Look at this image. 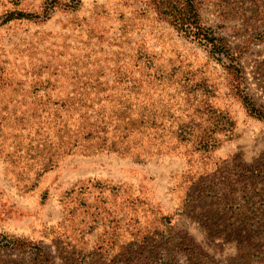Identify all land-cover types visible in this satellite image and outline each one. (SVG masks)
I'll return each instance as SVG.
<instances>
[{
	"label": "rangeland",
	"instance_id": "374dc122",
	"mask_svg": "<svg viewBox=\"0 0 264 264\" xmlns=\"http://www.w3.org/2000/svg\"><path fill=\"white\" fill-rule=\"evenodd\" d=\"M69 1L0 0V234L9 242L0 264H264V209L258 222L235 219L247 201H264V120L249 115L231 88L236 78L208 58V46L167 24L153 0H81L76 9ZM196 1L204 26L238 52L245 92L264 105V0ZM16 11L33 17L4 21ZM138 49L165 70H202L234 136L204 157L148 129L131 135L129 154L75 151L42 171L74 127L68 112L55 120L40 103L42 86H55L52 98L97 69L112 80L117 65L135 68ZM149 93L151 105L169 109L165 130L174 129L186 114L182 95L169 83ZM88 179L121 184L125 195L94 192L88 204L64 207L66 191Z\"/></svg>",
	"mask_w": 264,
	"mask_h": 264
},
{
	"label": "trees",
	"instance_id": "16d2710c",
	"mask_svg": "<svg viewBox=\"0 0 264 264\" xmlns=\"http://www.w3.org/2000/svg\"><path fill=\"white\" fill-rule=\"evenodd\" d=\"M153 1L157 14L167 24L192 40L208 46V58L216 60L226 74L231 73L236 78L230 83L231 88L239 94L249 115L264 120V105L257 104L245 92V77L238 61V52L231 51L223 38L212 34L204 26L198 2L196 0ZM69 2L73 9H76L81 0ZM262 14L264 12L259 16ZM30 17H33L30 13L16 11L7 14L4 21ZM133 66L135 68L127 72L122 64L117 65V75L112 80L100 78L102 72L98 69L88 72L85 80L80 78L74 80L64 96L57 95L51 98L49 91L55 86L49 83L42 86L45 94L40 103L46 107H54L55 120L58 118L59 121H63L61 113L68 112L69 119L73 120L74 124V127L66 128L68 133L66 138L62 134L59 135L47 160L42 162L40 167L42 171L53 167L56 164L55 159L62 154L75 151L83 154L104 151L121 155L129 154L135 147L134 142L132 144L129 142L131 135L143 133L148 129L159 132L162 137L168 135L170 140H174L175 146L171 149L177 147L178 143H189L192 152H198L204 157L208 156L221 141L234 136L233 120L210 100L215 96L217 88L214 83L207 81L202 70L195 73L181 70L176 66L165 70L156 62L153 54L143 49L134 52ZM168 83L174 85L177 93L182 95L186 114L185 118L181 114L175 116L173 118L176 123L175 128L166 131V122L162 117L169 113V109L164 106L155 108L145 97H150L151 90L154 91ZM45 106L42 111H47ZM163 124L164 126L161 127ZM248 171L257 173L255 167L249 168ZM107 190L115 196L125 195V189L121 184L88 179L66 191L62 197V204L64 207H69L76 204V199H80L77 205H86L89 195L95 192L96 195L104 196V191ZM247 202L248 211H239L235 216L237 224L247 225L260 219V207L261 210L264 209V201ZM2 236L0 234V245H8L9 242L2 240ZM146 238L147 236H143L142 240L145 241Z\"/></svg>",
	"mask_w": 264,
	"mask_h": 264
}]
</instances>
